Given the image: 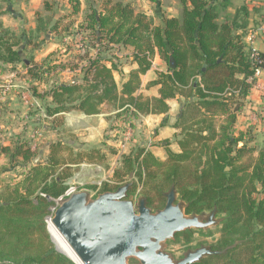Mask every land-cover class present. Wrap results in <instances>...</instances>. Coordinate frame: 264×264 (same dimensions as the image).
Masks as SVG:
<instances>
[{
    "label": "trees",
    "instance_id": "16d2710c",
    "mask_svg": "<svg viewBox=\"0 0 264 264\" xmlns=\"http://www.w3.org/2000/svg\"><path fill=\"white\" fill-rule=\"evenodd\" d=\"M180 4L178 17L164 15L154 25L151 18L135 13L128 3L102 0L97 8L86 0L79 27L85 28L92 40L104 38L132 46L137 67L118 87L112 74L117 69L116 59L97 54L87 58L82 83L53 84L47 92L50 99L43 108L48 117L70 109L95 114L102 104L113 107V119L109 117L99 147L74 149L68 140H54L47 144L45 157L34 165L31 160L36 151L28 142L18 140L13 146L1 147L8 163H18L23 171L16 180H0V264H75L56 251L47 228L53 200L65 190L71 167L105 162L102 147L112 140L109 132L114 128L113 120L131 122L140 115L166 113V99L180 97L184 107L173 126L181 135L179 151L165 147L164 160L144 146L121 153L110 178L92 187L93 196L131 181L127 197L136 195L140 186V196L156 210L164 206V192L174 185L179 199L186 203V214L216 208L221 219L220 236L210 245L213 250L238 241L224 253L192 264H264V145H249L252 136L248 131L233 133L235 114L251 87L247 79L253 73L250 48L243 40L246 8L239 7L232 18L219 22L226 0H180ZM73 7L76 12L78 2ZM44 12L36 13L35 28L29 33V42L36 46L43 40L40 33L57 30L62 22L54 18L47 1ZM1 29L0 62L22 63L35 80L48 78L41 70L43 65L32 62V57L21 58L16 49L18 36L8 28ZM154 50L167 69L149 83L160 85L159 96L146 97L137 91L140 75L150 68ZM258 54L264 67V54ZM170 55L174 68L168 66ZM103 60L110 61L111 66ZM44 66L47 72L56 70L55 64ZM36 97L43 98L40 94Z\"/></svg>",
    "mask_w": 264,
    "mask_h": 264
},
{
    "label": "crops",
    "instance_id": "0c3cea01",
    "mask_svg": "<svg viewBox=\"0 0 264 264\" xmlns=\"http://www.w3.org/2000/svg\"><path fill=\"white\" fill-rule=\"evenodd\" d=\"M44 1H47L51 7V10L54 13L55 19H62L61 24L58 26L57 30L40 33L42 36L40 39H43L39 45H34L32 42H27L26 44H22L21 47H27V49H33L34 53L36 52H43L40 56H36L40 53H37L36 55L32 54V58L34 63L37 65H44L45 63L55 64L56 68L58 67L59 61L53 57L54 51L53 48H46L48 44H46L47 39H45L46 36L50 37L51 40H48L49 44H53V47H59L62 46L63 42H60L62 39L63 41H70L74 39L71 42H67L65 46H63L62 51L64 52L63 55H67L68 59L71 57L72 49L75 50L74 46H77L78 55H81V52L83 50L78 46L80 41L78 40L77 43H75V39L78 35H84L83 41L86 43V46L92 45V39L88 38V31L85 28H80L79 26L82 24L83 21V14L86 9V0H0V5H2L1 10L2 13L0 15V21L5 24V27L10 29L16 37L18 34V24L19 27H21V20L28 19L29 21V27L25 30V35L28 36L30 31H33L35 28V16L36 13H45L44 12ZM93 1L94 5L98 8L99 4L102 3V0H90ZM100 1V2H99ZM113 1H121L123 3H128L131 5L135 13H142L146 15L147 18H151L154 25H157L160 23L162 16H168V17H178L180 15L181 11V4L180 0L179 3L167 2V0H113ZM161 1V2H160ZM78 2V9L76 12L73 11L74 4ZM154 2H157V5H154ZM58 5V6H57ZM59 5H63L65 9L61 11V8H59ZM245 6L246 8V28H256L262 24V21L264 19V0H226V6L224 9H221L220 15L218 18L219 22H222L226 18H232V16L236 13V10L241 7ZM58 7V8H57ZM19 13V16H18ZM63 13V14H62ZM75 14L81 15V20L79 23L74 24L76 28L74 30V34L71 33V31L74 27L69 26H63V22L66 21L69 17L75 16ZM244 15L242 13L239 14V18H242ZM2 23V24H3ZM24 32V31H23ZM238 33L241 31L238 30ZM22 34V33H21ZM56 34H59L60 39L56 40ZM20 37L21 39L23 37ZM19 37V36H18ZM101 40H105L104 38H98ZM91 41V42H90ZM107 41V40H105ZM26 42V40H25ZM108 42V41H107ZM113 43V42H109ZM122 54L119 58L115 57L114 50L113 54H108L109 51H107L108 47L104 49L103 51L99 52L98 54L103 56H114L116 59V65L117 69L112 70L113 78L119 87L120 83L124 81L127 78V75L129 71L133 68L137 67V63L134 60V54L136 53L132 46L130 45H123ZM252 47L264 54V36L260 35L258 36L253 44ZM92 48V47H91ZM90 49V48H89ZM111 50V49H110ZM51 51V52H49ZM49 52V53H48ZM84 53V52H83ZM83 55V54H82ZM125 55L123 58L122 56ZM90 58H95L93 51L90 55H88ZM127 59L128 61H124V59ZM67 59V60H68ZM106 66L110 67L111 62L108 60L102 61ZM70 63V62H68ZM0 64L7 69L8 75L7 77H14L18 73V66L21 65L23 70L26 73L25 81L28 82L29 85H32V91L35 93V96L37 94H40L43 96V98H39L43 102V106L46 102H49V97L47 96L48 90L51 88L53 84H60V83H67L75 81L76 83H82L83 82V68L87 65V61L81 58V60H78L76 62L73 61L70 63L72 66H66L62 68L61 70H51L50 72H47L48 78H43L40 80H35L29 76V73H27V66L23 65L22 63H2ZM33 66V64L30 65V68ZM10 67H15L14 69ZM167 69V64L160 55L158 54L157 50H154V54L151 58V66L149 69L145 71V73L140 75V88L138 89L137 93H141L143 96L146 97H158L159 96V88L160 85H149V83L157 78L158 72H165ZM67 73L69 76H59L61 72ZM63 73V75H65ZM67 78V80H65ZM261 83L264 84V67L262 68V74H261ZM13 87H16L15 85ZM41 88V89H40ZM44 90H43V89ZM19 92V89H18ZM17 92V93H18ZM31 95V94H30ZM16 98L21 99V95L15 94ZM34 96V95H33ZM32 96V97H33ZM34 96V97H35ZM36 99V97H35ZM184 98H169L166 99V103L168 104V111L166 113H159V114H145L140 115L137 120L134 122V136L137 135L138 137H142L141 140L147 137L149 142H163L162 145H165L166 142H169L168 140H160L163 137H173V142L169 147L172 151H179L178 146V139L181 137L179 129L176 127H173L176 121L178 120L180 114L182 113L183 107H184ZM241 105L240 109L235 114V122L233 125V133L237 135L239 132L245 133L248 131L249 136H252V140H250L249 144L254 145L255 147H261L264 145V93H261L255 89H251L248 94L241 99ZM113 107L108 106L107 104H102L99 112L95 114H85L84 112L78 110V109H70L69 111L62 112L57 114L55 117H50V125L45 126V132L46 136H48L49 133H55L57 137L54 138H48L47 140H42V137L40 139H37L38 142H44L42 145V148L44 147V150L47 152V144L51 141L62 139V140H68V142H77L78 141L82 144L83 147L90 148V147H99L101 142L104 140L103 134L104 130L106 129L109 117L113 119ZM15 112L12 116V118L16 120H11L9 125L12 126V128L17 127L18 129V114ZM23 113V112H21ZM21 113H19L21 115ZM1 115V112H0ZM28 116H26L24 119L26 120ZM170 117H176V121L173 125H169V119ZM22 118V116H21ZM29 118V117H28ZM55 118V119H54ZM29 119H32L29 118ZM63 119V121H62ZM59 120L64 123V125L68 128H74L79 125V127H82L84 130L83 132H79L78 134L75 133L74 130H70V137L68 139L61 138V133H59V130L55 128V124H57V121ZM52 123V126H51ZM51 126V127H50ZM60 126V124H59ZM0 134L2 132V124L0 123ZM26 130L28 127H24ZM20 129V128H19ZM150 129H157L152 133V136L149 137L148 131ZM44 139V138H43ZM19 141H25V142H31L27 140V137H25L24 133L21 132V134H18V138L12 141H6L7 143L0 144V159L4 158L7 159L4 153L1 151L2 146H13L15 142ZM133 141H135L133 139ZM137 142V141H136ZM144 142V141H142ZM89 145V146H87ZM30 146V143H29ZM150 151L158 158L163 159L166 155L165 149L163 150L161 147L154 145L149 146ZM32 151H36L37 148L32 149ZM33 160V158H32ZM31 164L34 165L32 163ZM40 160V159H39ZM36 164V163H35ZM23 170V169H22Z\"/></svg>",
    "mask_w": 264,
    "mask_h": 264
},
{
    "label": "water",
    "instance_id": "95a60500",
    "mask_svg": "<svg viewBox=\"0 0 264 264\" xmlns=\"http://www.w3.org/2000/svg\"><path fill=\"white\" fill-rule=\"evenodd\" d=\"M168 66L175 67L171 55ZM175 121L176 117H170L169 125ZM38 159L33 158L32 163ZM131 185L132 182L127 181L95 196L81 189L58 200L50 222L83 264H130V260H135L136 264H192L205 256L224 253L238 243L235 241L222 250L201 244L174 258L165 251L166 241L184 230L219 224L221 219L216 216V208L201 214H186V203L177 199L171 185L164 192V206L152 211L144 196H138L135 202L127 198Z\"/></svg>",
    "mask_w": 264,
    "mask_h": 264
},
{
    "label": "rangeland",
    "instance_id": "374dc122",
    "mask_svg": "<svg viewBox=\"0 0 264 264\" xmlns=\"http://www.w3.org/2000/svg\"><path fill=\"white\" fill-rule=\"evenodd\" d=\"M171 1L174 3H176V2L179 3V0H171ZM171 1L167 0L168 3ZM154 5H157V2H154ZM1 6L2 5H0V15L2 13V10H1L2 7ZM59 8H61V11L63 9H65L63 7V5H59ZM18 16H19V13H18ZM80 20H81V15L75 14V16H73V17L71 16L68 19H66V21L63 22V26H69L70 25L69 27H74V28H71V29H73L71 31V33L74 34V30L76 27L74 25H72L71 23L74 22V24H77L80 22ZM28 21H29L28 19L21 20L20 21L21 27H19V24H18V34H19L18 36L19 37H18V44L16 46V49L19 51L21 58H30V57H32V54L36 55L37 53H40V51L34 53L33 49L29 50V49H27V47H21L22 44H26L30 40V35L29 34H28V36L25 35V30H27L26 28L29 27ZM2 23L3 22H1L0 30H2L1 28H6L5 24L4 23L2 24ZM22 35L23 36L25 35L26 37H23L21 39L20 37H22ZM58 35L59 34H56V40L60 39V36H58ZM83 36L84 35H81L78 37V35H77V37L75 39L76 40L75 43H77L78 40L80 39V37H83ZM45 39H47L46 44H48L46 46V48H53V50H54V51H52V52H54L53 57L59 61L58 65H57L58 67L56 68V70H61L62 68L66 67V66L71 67L72 65L70 63H72V61L74 64V62L81 60V58L84 59L85 61H87V58L89 57L88 55H90L92 52L91 45H89V46L85 45V48H83L84 53L81 52V55H78L77 51H75L77 49V46L75 45L74 46L75 50L72 49V53H74V55L72 54L71 57L68 59L67 55H63L64 52L62 51V48H63V46H65L67 44V42H71L74 39H72L70 41H63L61 39L60 42H63L61 47H59V45H57V47H53L54 46L53 44H49L48 40H51L50 37L46 36ZM25 40H26V42H25ZM107 51H109L108 52L109 55L113 54L112 48H108ZM49 52H51V51H49ZM42 53L43 52H41L40 54H38L36 56H40ZM124 56L125 55H123L122 58ZM124 61L127 62L128 60L125 58ZM68 62H70V63H68ZM11 68L14 69L15 67H10V69ZM63 73H65V72H61L59 74V76H64V77L69 76L67 73H65V75H63ZM7 75H8L7 69H5L0 64V112H1L0 123L2 124V132H1L2 138H0V144L7 143L6 141L15 140L16 138H18V134H21V132H23L25 137H27V140L31 141L29 143L36 145V148H37L36 155L33 158H35V157H39V159L44 158L46 155V151L44 150V147L42 148V145L44 142H38L37 139H40L43 136L42 140H47L48 138L57 137V135L55 133H49L48 136L45 135L46 134L45 126L50 125V119H49V117H44L41 115L42 110L44 111L43 102L41 100H39V98H37L33 94L32 85H29L28 82L25 81L26 73L23 70L21 65L18 66V73L16 75H14V77L10 78V77H7ZM65 80H67V78H65ZM14 85L16 87H13ZM6 88H8V90L3 92L4 89H6ZM18 89H19V92H18ZM27 91L30 92L31 98L36 100L40 107L36 106L35 104L34 105L25 104L23 102L22 98L21 99L19 97L16 98L15 94L21 95V92H27ZM33 95L36 97V99ZM15 112H17L16 114H18V121H17L18 122L17 123L18 129H17V127L12 128V126L9 125L10 119L16 120V119L12 118V116ZM21 112H23V113H21ZM19 113H21V115ZM21 116H22V118H21ZM26 116H28L29 118L32 117V119H29L27 117V119L25 120L24 118ZM8 118H10V119H8ZM62 121H63V119H62ZM62 121L59 120V122L57 121V124H55V126H56L55 128H57L59 130V133H61V135H60L61 138L68 139L70 137V130H74L76 134H78L79 132H83V130H84L82 127H79V125L77 127H74V128H68L64 125V123H62ZM59 124H60V126H59ZM25 126L28 127L27 130H26V128H24ZM51 126H52V123H51ZM156 130L157 129H155V130L150 129L148 131L147 135H149V137H151L152 133ZM35 132H40L41 136L38 138L33 137ZM133 139L135 141L132 140L131 142H129L127 144V146L125 147V152H128L130 150H134L135 148H137L139 146H144L150 150L149 146L154 145V144L158 147H161L163 150L165 149V147H168L170 149L171 147H169V146L173 143V142H171L173 139L172 136L168 137V138L163 137L160 139L162 141H164V140L169 141V142H166L165 145H162L163 142H149L147 137L144 138L143 140H141L142 137H138L137 135H135L133 137ZM142 141H144V142H142ZM82 144H84V142H82ZM82 144L78 141V139H77V142L71 143V145L74 147V149H76L78 147L82 148L83 147ZM112 144H113V142H107L106 143L107 147L106 146L102 147L103 150L105 151V154H106V160L104 163H102V165L81 163V164H78V165L71 167L72 168L71 169L72 176L68 180V183L73 182L80 189L88 190L90 195L93 196L95 194V190L92 187L93 186L98 187L99 186L98 183H100L101 181H105L108 178H110L112 170L118 164L117 163L118 159H119L118 158V152L115 151L116 149H115V147H113ZM249 145H252V144H249ZM87 146H89V145H87ZM85 147H86V145H85ZM85 147H83V148H85ZM112 149L114 151H112ZM163 153L166 154V151ZM165 157L166 156H164V158L162 160H164ZM39 159H38V161H39ZM22 171L23 170L20 169V167H18V163L9 164L7 159H4V158L0 159V180H4V181L5 180L6 181L16 180L19 178L18 175L20 173H22ZM140 188L141 187L139 186L137 191H136V195H131V196H128L127 198L131 199L135 202L136 198L142 194L141 193L142 188L141 189ZM177 199H179L178 195H177ZM53 203H54V200H53ZM54 205H55V203L51 207H53ZM153 210L154 209H152V211ZM47 228H48V226H47ZM219 236H220V225L219 224L205 228V229H189L187 231H184L183 234H178L177 236L174 235L173 239L167 240L166 246H165V251L169 252L174 258H180L182 256V254L189 248L193 249L195 247L200 246L201 244H208V245L215 244L217 242V239L219 238ZM51 242H52V240H51ZM53 245H54V243H53ZM54 247H55V245H54ZM59 253H61V252H59ZM129 262H130V264H136L135 260H132V261L130 260Z\"/></svg>",
    "mask_w": 264,
    "mask_h": 264
},
{
    "label": "built area",
    "instance_id": "2783aa9c",
    "mask_svg": "<svg viewBox=\"0 0 264 264\" xmlns=\"http://www.w3.org/2000/svg\"><path fill=\"white\" fill-rule=\"evenodd\" d=\"M260 35L264 36V19H263L262 24L260 26H258L256 28H246L245 36L243 38L244 42L247 43L249 48H250L249 58H250V61L252 63V69H253L252 75L249 76L247 79L251 83V87L248 90V92L251 89H255L261 93H264V84L261 83V74H262V68L263 67L261 65V60L259 58L258 51L252 47L254 40ZM79 41H80V43L78 44V46L83 50V48H85L86 43L83 41L82 37H80ZM122 46H123L122 44L109 43V42H107L105 40H101V39H95V40L93 39L92 45H91L94 57L99 52L103 51L104 49L111 47L114 50L115 57H117V58H119L120 55L122 54V50H123ZM31 67H33V66H31ZM41 70H43L44 74L47 75V71H46L44 65L41 66ZM7 90H8V88L4 89L3 92H5ZM21 98L25 104H29V105L35 104L36 106L40 107L38 105L37 101L31 98L30 92H28V91L27 92H21ZM41 115L44 117H48L45 115V112L43 110L41 112ZM134 122H135L134 120H132L131 122H124L121 119L113 120V122H112L114 125V128L109 132V135L112 138V140L110 142H113L112 145H113V147H115L116 151L118 152V158H119V155L121 153L125 152V147L127 146V144L133 140ZM132 124H133V126H132ZM40 136H41L40 132H35V134L33 135V137H37V138ZM0 138H2V134H0ZM30 147L32 149H35L36 145L30 144ZM117 163H119V159H118ZM100 183H98V184L100 185ZM79 190H81V189L76 184H74L73 182H71V183L67 182L66 188L63 191V193L54 199L55 205L53 207H51L52 213H53L54 209L57 207L58 200H60L64 197H68L71 194H73ZM48 221H50V217L47 219V225H48Z\"/></svg>",
    "mask_w": 264,
    "mask_h": 264
},
{
    "label": "bare ground",
    "instance_id": "6f19581e",
    "mask_svg": "<svg viewBox=\"0 0 264 264\" xmlns=\"http://www.w3.org/2000/svg\"><path fill=\"white\" fill-rule=\"evenodd\" d=\"M48 231L51 236V240L55 245V248L65 254L67 257L71 258L76 264H83L81 260L78 258L76 253L73 251L68 242L64 239V237L59 233V231L54 227V225L48 221Z\"/></svg>",
    "mask_w": 264,
    "mask_h": 264
}]
</instances>
